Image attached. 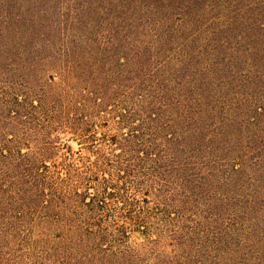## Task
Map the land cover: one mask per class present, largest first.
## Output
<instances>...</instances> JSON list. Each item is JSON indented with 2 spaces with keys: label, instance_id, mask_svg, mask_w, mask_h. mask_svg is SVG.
<instances>
[{
  "label": "rangeland",
  "instance_id": "1",
  "mask_svg": "<svg viewBox=\"0 0 264 264\" xmlns=\"http://www.w3.org/2000/svg\"><path fill=\"white\" fill-rule=\"evenodd\" d=\"M11 65L32 100L64 90L86 110L104 104L90 136L52 131L39 169L74 165L80 192L101 190L108 216L92 228L115 232L102 248L120 264H264V0H0V68ZM131 94L147 100L140 157L114 145L107 101ZM5 144L11 162L28 152ZM129 179L135 208L120 196ZM34 236L0 241V264H82Z\"/></svg>",
  "mask_w": 264,
  "mask_h": 264
},
{
  "label": "trees",
  "instance_id": "2",
  "mask_svg": "<svg viewBox=\"0 0 264 264\" xmlns=\"http://www.w3.org/2000/svg\"><path fill=\"white\" fill-rule=\"evenodd\" d=\"M0 69V115H4V120L0 121L3 125L0 129V241H5L14 234H31L44 238L48 246L56 245L59 248L60 242L65 243V246L67 244L65 249L77 255L76 260H82V264H120V252L110 249L105 251L102 248L104 238L112 237L115 232L102 234L92 228L108 216L103 214L107 202L100 197L101 190L94 195L89 191L80 192L79 185L86 180V175L80 169H74V165L65 166L66 177H56L49 170L43 172L39 169L42 158L47 153L45 151L54 147L52 131L55 129L69 130L81 137L91 135L96 126L92 118L95 117L93 110L105 112L102 110L104 104H100L101 99L93 98L90 101L94 108L92 111L86 110L83 103L76 101L64 90L57 96H51L49 91H45L37 100H32L28 82L24 83L23 79L16 76L15 65H11L8 70L6 67ZM107 101L112 103L111 107L115 108L114 113L119 118L114 120L117 129L122 130L120 135L114 137V145L123 152L140 153L138 157L146 154L145 150L140 151L146 147L145 139L148 134L145 129H137L134 123L136 119L142 118L140 115L147 109V100L143 96L131 94L125 100L114 97L107 98ZM99 117L101 118V114ZM7 127H11V138L4 133ZM15 138L19 141H15ZM13 142L23 143L28 152L22 154L20 149L17 158L11 162L9 158L13 157L9 154L8 158L5 154V151L11 150L5 143ZM24 142H40L42 146L35 153ZM102 165L101 161L96 164L97 168ZM46 167L48 168L44 166ZM15 171L18 175L20 171L25 175L13 177ZM129 180L131 182L126 184L129 183L130 186L120 187V196L124 203L135 208L134 206L141 204V200L135 197L134 180ZM96 181L99 183V180ZM156 183L158 181L154 179V183L148 188ZM140 189H143L142 186ZM160 189L161 186L155 190L159 192ZM163 199L160 196L158 201ZM130 216L133 217V214ZM122 235L125 238L128 236L125 232ZM53 236L60 242L53 240L56 239Z\"/></svg>",
  "mask_w": 264,
  "mask_h": 264
}]
</instances>
